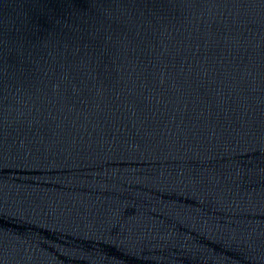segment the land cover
I'll return each mask as SVG.
<instances>
[{
	"label": "water",
	"instance_id": "95a60500",
	"mask_svg": "<svg viewBox=\"0 0 264 264\" xmlns=\"http://www.w3.org/2000/svg\"><path fill=\"white\" fill-rule=\"evenodd\" d=\"M0 264H264V0H0Z\"/></svg>",
	"mask_w": 264,
	"mask_h": 264
}]
</instances>
